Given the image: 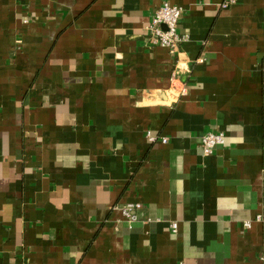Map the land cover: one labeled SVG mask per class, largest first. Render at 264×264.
<instances>
[{
    "label": "crops",
    "instance_id": "1",
    "mask_svg": "<svg viewBox=\"0 0 264 264\" xmlns=\"http://www.w3.org/2000/svg\"><path fill=\"white\" fill-rule=\"evenodd\" d=\"M223 2L0 0V264H261L264 0Z\"/></svg>",
    "mask_w": 264,
    "mask_h": 264
},
{
    "label": "built area",
    "instance_id": "2",
    "mask_svg": "<svg viewBox=\"0 0 264 264\" xmlns=\"http://www.w3.org/2000/svg\"><path fill=\"white\" fill-rule=\"evenodd\" d=\"M237 0H224L222 3L223 8H227L236 3ZM184 9L176 4H172L169 1H163V3L155 10L151 22L147 26V34L150 44L160 45L169 49L171 53H179L180 45L186 40V35L179 30L180 21ZM171 81L173 82L172 97H180L187 95V87L182 85L180 89L177 87V77L172 75ZM148 140L152 143L157 142L159 139L166 143L168 137L156 136L150 131L147 133ZM226 143V136L223 132H208L202 136L201 145L204 155L212 154L218 146ZM142 208V204L139 202H128L121 207V211L124 217L130 222L138 220V210ZM263 217L258 214L255 220H262ZM252 221H245L244 226L246 228L251 227ZM172 231H177V222L171 223ZM261 264H264V249L260 256Z\"/></svg>",
    "mask_w": 264,
    "mask_h": 264
}]
</instances>
